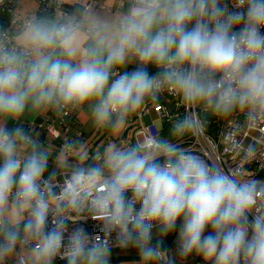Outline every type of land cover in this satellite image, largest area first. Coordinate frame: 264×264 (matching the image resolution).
I'll return each instance as SVG.
<instances>
[{
    "label": "clouds",
    "instance_id": "1",
    "mask_svg": "<svg viewBox=\"0 0 264 264\" xmlns=\"http://www.w3.org/2000/svg\"><path fill=\"white\" fill-rule=\"evenodd\" d=\"M233 9L128 0L110 17L89 2L25 11L19 0L0 24V264H110L113 239L140 264H175L162 247L170 233L181 258L264 264V180L181 143L206 138L209 117L232 118L242 160L264 162V136L244 137L264 128V0ZM165 90L185 108L173 139L153 127L130 147L88 155L77 136L53 156L24 127L29 114L83 111L93 127L122 129ZM89 219L100 234L70 227Z\"/></svg>",
    "mask_w": 264,
    "mask_h": 264
},
{
    "label": "built area",
    "instance_id": "2",
    "mask_svg": "<svg viewBox=\"0 0 264 264\" xmlns=\"http://www.w3.org/2000/svg\"><path fill=\"white\" fill-rule=\"evenodd\" d=\"M22 1V0H21ZM94 3L96 8L100 4V0H78L79 3ZM222 4H226L229 7V10L233 9L234 0H221ZM55 3V0H37V9L44 8L46 6H51ZM19 4V0H6V6L0 9V14L2 16V20H0V24L7 25L10 21L11 11L14 10ZM64 5V4H63ZM65 10L69 7L64 5ZM264 32V29H262ZM149 70H152V66L149 67ZM156 70V69H155ZM118 71H121L118 69ZM161 98H164L168 104L173 106L171 110L167 103L159 100L155 104H147L141 109L137 110L133 113L132 120H129L124 129L119 136L120 139H123L127 132L130 129H133V139L134 143L138 142V138L141 137L142 140L150 136L152 134L153 127L159 130V136L165 139H173L170 135V131L172 128V122L174 118L182 116L185 108L180 103V97L172 90H165L161 94ZM149 118V123H144V118ZM236 118H240L239 114H237ZM77 118L75 112H70L67 116L63 117L61 120L57 118L52 112L46 114L40 123L27 124L28 129H39L44 134L50 135L54 141L58 144L60 149L63 140L68 137V133L70 128L76 123ZM233 127V119L232 118H220L218 116L209 117L208 127L205 129L206 138L201 137L199 142L191 136H185L181 143L182 145L190 149L194 152H200L202 150L206 151L207 154L212 155L219 159L225 166V168L229 166H236L237 164H242L245 169L246 176H253L258 180H264V162L259 160H249L244 162L242 160V153L237 148L236 142L241 137L236 136L232 132ZM75 136L81 137L82 132L80 129H77ZM251 136H264V128L259 130H252L250 132H246L244 137ZM96 151H88V155L94 154ZM59 179V178H58ZM62 182V180H61ZM74 226H82L92 235L100 234L98 223L92 221L91 219L87 221L80 222L79 225H70V227ZM155 229V228H154ZM177 235H175L171 239H166L162 242V247L169 254L170 248H176L177 246ZM125 248L119 247L115 240L113 239V246L111 251L113 250H121ZM58 263L63 264L66 261H62L57 259ZM205 264L201 257L192 255L188 258H185V261L182 264Z\"/></svg>",
    "mask_w": 264,
    "mask_h": 264
},
{
    "label": "crops",
    "instance_id": "3",
    "mask_svg": "<svg viewBox=\"0 0 264 264\" xmlns=\"http://www.w3.org/2000/svg\"><path fill=\"white\" fill-rule=\"evenodd\" d=\"M31 2V5L27 6L26 2ZM63 4L68 6L70 8L73 4H78V0H63ZM128 4V0H100L99 6L96 8L98 12H101L107 16L114 17L119 11L126 8ZM37 0H22L21 1V7L25 11L29 10H36L37 9ZM136 63L135 62H129L128 64L122 66L119 68L121 71H130L133 68H135ZM50 113H41L39 115H32L29 114L23 118L24 127L26 130H30L27 127V124L29 123H40L42 121V118ZM75 115L77 118L76 123L70 128L68 137L76 138L75 133L77 129H80L82 132V136L79 137L83 143H84V151H98L97 146V134L100 130V127H93L91 122L86 118L85 113L83 111H75ZM10 127H12V123L10 122ZM33 135L39 136L40 142L44 143L49 147L50 152L55 156L58 151L59 147L58 144L54 141V139L47 134H44L39 129H31ZM79 151V150H78ZM78 152H74L72 155H77ZM55 171V163L54 159L49 161V167L48 172L46 173V176L48 173H51ZM176 251V250H175ZM170 255V254H169ZM55 264H60L58 262H55ZM63 264H66L64 262ZM110 264H140V257L138 255V250L135 247H128L121 250H113L111 251L110 256Z\"/></svg>",
    "mask_w": 264,
    "mask_h": 264
},
{
    "label": "rangeland",
    "instance_id": "4",
    "mask_svg": "<svg viewBox=\"0 0 264 264\" xmlns=\"http://www.w3.org/2000/svg\"><path fill=\"white\" fill-rule=\"evenodd\" d=\"M26 5L27 6L31 5V2L30 1L26 2ZM132 118H133V113L129 115L127 122L129 120H132ZM143 121H144V123H149V118L145 117ZM123 129H124V127L122 129H116V130H113L111 128L100 127V130L97 134V136H98V138H97L98 148L97 149L100 151H103L104 149L108 148L109 146H118L121 149H124V148H127V147L134 145L135 143H134V139H133V136H134L133 135V129H130L123 139L119 138ZM138 141H142V138L139 137ZM158 239H159V236H158L157 230L153 229V241H152V243L155 244ZM166 239H168V238L165 237L163 239V241H165ZM169 254H170V256H172L174 258L175 264H182V262L185 261V258H181L177 254V246H176V248H170Z\"/></svg>",
    "mask_w": 264,
    "mask_h": 264
},
{
    "label": "trees",
    "instance_id": "5",
    "mask_svg": "<svg viewBox=\"0 0 264 264\" xmlns=\"http://www.w3.org/2000/svg\"><path fill=\"white\" fill-rule=\"evenodd\" d=\"M0 20H2V16H1V14H0ZM135 67H136V66H135ZM151 71L154 72V71H156V70H155L154 67H152V70H151ZM174 235H175V233H170V234L167 236L168 240L171 239Z\"/></svg>",
    "mask_w": 264,
    "mask_h": 264
},
{
    "label": "water",
    "instance_id": "6",
    "mask_svg": "<svg viewBox=\"0 0 264 264\" xmlns=\"http://www.w3.org/2000/svg\"><path fill=\"white\" fill-rule=\"evenodd\" d=\"M160 100L163 101V102H165V103H167L166 100H165L164 98H161ZM167 104H168V103H167ZM168 106H169V108H170L171 110L173 109V106H172L171 104H168Z\"/></svg>",
    "mask_w": 264,
    "mask_h": 264
}]
</instances>
